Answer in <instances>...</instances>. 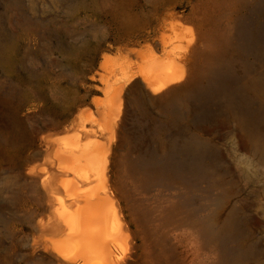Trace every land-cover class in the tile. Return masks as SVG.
<instances>
[{
	"label": "rangeland",
	"instance_id": "1",
	"mask_svg": "<svg viewBox=\"0 0 264 264\" xmlns=\"http://www.w3.org/2000/svg\"><path fill=\"white\" fill-rule=\"evenodd\" d=\"M174 42L187 81L165 104L137 78L112 142L118 264H264V0H0V264H62L29 169L98 114L106 53Z\"/></svg>",
	"mask_w": 264,
	"mask_h": 264
},
{
	"label": "bare ground",
	"instance_id": "2",
	"mask_svg": "<svg viewBox=\"0 0 264 264\" xmlns=\"http://www.w3.org/2000/svg\"><path fill=\"white\" fill-rule=\"evenodd\" d=\"M184 31L174 32L178 41L185 38ZM173 44V49L164 53L150 44L118 50L114 55L106 53L100 64L104 97L94 103L99 116L88 108L87 118L59 130L66 134L49 138L52 158L29 169L27 175L35 182L37 178L42 184L48 181L44 184L48 188L56 181V189L50 190L53 195L48 192L49 198L53 197L51 219H47L52 237L47 243L62 264H118L125 259L131 231L113 189L112 142L124 121L126 90L136 88L137 78L165 104L178 90L173 84L187 81L189 71L174 50L181 49L182 44ZM51 175L55 181L49 183Z\"/></svg>",
	"mask_w": 264,
	"mask_h": 264
}]
</instances>
